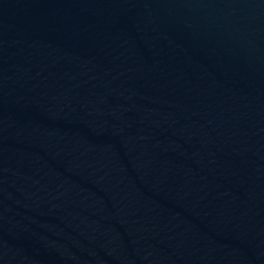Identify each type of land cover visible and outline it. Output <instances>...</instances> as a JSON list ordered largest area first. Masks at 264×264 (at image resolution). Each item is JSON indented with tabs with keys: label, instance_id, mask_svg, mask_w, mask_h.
Segmentation results:
<instances>
[{
	"label": "water",
	"instance_id": "water-1",
	"mask_svg": "<svg viewBox=\"0 0 264 264\" xmlns=\"http://www.w3.org/2000/svg\"><path fill=\"white\" fill-rule=\"evenodd\" d=\"M0 264H264V0H0Z\"/></svg>",
	"mask_w": 264,
	"mask_h": 264
}]
</instances>
